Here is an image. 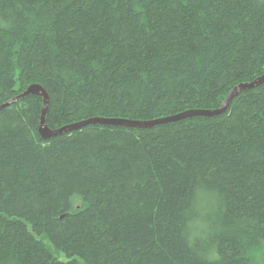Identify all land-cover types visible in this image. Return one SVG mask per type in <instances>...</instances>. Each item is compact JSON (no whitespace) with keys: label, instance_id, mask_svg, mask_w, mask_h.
Returning <instances> with one entry per match:
<instances>
[{"label":"trees","instance_id":"trees-1","mask_svg":"<svg viewBox=\"0 0 264 264\" xmlns=\"http://www.w3.org/2000/svg\"><path fill=\"white\" fill-rule=\"evenodd\" d=\"M264 0H0V264H257Z\"/></svg>","mask_w":264,"mask_h":264},{"label":"water","instance_id":"water-1","mask_svg":"<svg viewBox=\"0 0 264 264\" xmlns=\"http://www.w3.org/2000/svg\"><path fill=\"white\" fill-rule=\"evenodd\" d=\"M264 84V73L258 77L257 79L247 82V83H241L237 86H235L229 94L226 96L224 101L222 102V105L219 108L216 109H195V110H188L185 112H182L180 114L171 116V117H165L162 119H156L152 121H135V120H129V119H117V118H91L84 121H80L77 123H73L70 125H66L64 127L58 128V129H51L46 125V117L49 110V95L47 91L39 84H32L30 85L24 93H22L20 96H18L16 99H13V102H15L19 98H24L28 95H35L39 96L43 100V107H42V114L40 119V127H39V133L41 135V138L44 140L56 137L58 135H61L63 133L67 132H74L77 130H80L88 125H94V124H100V125H109V126H119V127H131V128H151L156 125L174 122L181 119L191 118V117H198V116H204V117H214V116H220L223 115L233 99L239 95L240 92L245 90H250L256 87H259L260 85ZM10 105V102L4 104L0 107V110L4 107Z\"/></svg>","mask_w":264,"mask_h":264},{"label":"rangeland","instance_id":"rangeland-1","mask_svg":"<svg viewBox=\"0 0 264 264\" xmlns=\"http://www.w3.org/2000/svg\"><path fill=\"white\" fill-rule=\"evenodd\" d=\"M257 264H264V247L254 255Z\"/></svg>","mask_w":264,"mask_h":264}]
</instances>
